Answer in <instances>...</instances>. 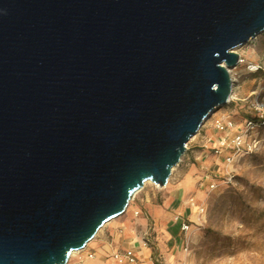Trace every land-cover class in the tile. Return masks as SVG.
I'll return each mask as SVG.
<instances>
[{
    "label": "water",
    "instance_id": "obj_1",
    "mask_svg": "<svg viewBox=\"0 0 264 264\" xmlns=\"http://www.w3.org/2000/svg\"><path fill=\"white\" fill-rule=\"evenodd\" d=\"M261 32L264 0H0V264H66L165 186Z\"/></svg>",
    "mask_w": 264,
    "mask_h": 264
},
{
    "label": "rangeland",
    "instance_id": "obj_2",
    "mask_svg": "<svg viewBox=\"0 0 264 264\" xmlns=\"http://www.w3.org/2000/svg\"><path fill=\"white\" fill-rule=\"evenodd\" d=\"M234 51L240 61L229 70L233 90L228 101L189 139L166 185L146 181L129 200L126 212L104 223L86 244L87 249L74 253L68 263L91 262L88 252L94 254V263L101 262L107 247L120 248L130 241L137 251L146 232L150 241L145 247L150 254L140 256L143 260L158 259L160 264H165V258L167 264H264V124L249 132L229 162L224 159L232 150L221 145L243 128L246 120L264 122V32ZM260 102L263 106L258 109ZM217 119L232 120L236 127L220 132L215 128ZM251 138L258 140L256 145ZM187 175L198 180V197L192 196V214L185 222L188 228L166 248L164 229H159L153 212L166 210L170 185ZM178 228L175 225L169 232L176 234Z\"/></svg>",
    "mask_w": 264,
    "mask_h": 264
},
{
    "label": "crops",
    "instance_id": "obj_3",
    "mask_svg": "<svg viewBox=\"0 0 264 264\" xmlns=\"http://www.w3.org/2000/svg\"><path fill=\"white\" fill-rule=\"evenodd\" d=\"M197 182L198 180L196 178H193L190 175H187V176H184L180 181H177L175 184L170 185L168 189L169 192H168V197H167L166 210H163V211L155 210L153 212V215L156 216V221L160 225L159 229H162V228L164 229V232H165L164 237L167 242L165 244L166 248H168V245L171 247L173 242L175 243L177 241V239L179 238L182 232L181 225L187 222L189 220L190 215L192 214V204H191L193 202L192 196L198 197L197 193H199V190L197 188ZM175 225H179V228L176 234H171L169 230L171 227ZM145 233L146 232H144L141 235V243L143 241ZM129 245H132L131 241ZM143 246H139L137 252L140 256L145 258L146 256L150 254V252L147 250L145 245ZM165 249H164V252H165ZM110 251L111 250H109L107 247V249L105 250L106 257H103L104 258L103 261L95 262V264H114L108 255ZM164 261H165L164 262L165 264L168 263V260L166 258Z\"/></svg>",
    "mask_w": 264,
    "mask_h": 264
},
{
    "label": "built area",
    "instance_id": "obj_4",
    "mask_svg": "<svg viewBox=\"0 0 264 264\" xmlns=\"http://www.w3.org/2000/svg\"><path fill=\"white\" fill-rule=\"evenodd\" d=\"M259 66H254L255 69H257ZM264 70V69H263ZM259 106L258 109H261L263 106V103L260 102L257 104ZM258 124H264L261 120H246L244 122L243 128H240L239 131L235 132L228 140L227 143L222 142L221 145H225V147H229L232 151H230V155L225 157V161L229 162L233 155H235L236 152L240 150V148L243 146L245 142V137L249 134L251 130L258 127ZM236 127L235 123L232 120L229 119H217L215 120V128L220 132H226L227 130L234 129ZM257 139L251 138V143L253 145L257 144ZM249 145V144H248ZM216 153H218L217 150H214ZM211 187H213V184H211ZM188 228V225L186 223H183L181 225V230H185ZM149 238L147 234H145L142 244L147 245L149 242ZM86 246L81 250H86ZM79 250V251H81ZM78 251V252H79ZM109 257L113 261L114 264H160L158 259H149V260H143L140 255L137 253L136 249L132 245H126L122 246L120 248L112 249L108 253ZM87 258L89 261L86 264H95L94 254L91 252H88ZM70 264V263H66Z\"/></svg>",
    "mask_w": 264,
    "mask_h": 264
},
{
    "label": "bare ground",
    "instance_id": "obj_5",
    "mask_svg": "<svg viewBox=\"0 0 264 264\" xmlns=\"http://www.w3.org/2000/svg\"><path fill=\"white\" fill-rule=\"evenodd\" d=\"M125 212H126V211H125ZM118 216H120V215H118ZM118 216L114 217L113 219L118 218ZM90 241H91V240H90ZM90 241H89V242H90ZM78 251H79V250H77V251H76V250H75V251H72V253L70 254V256H72L74 253H77Z\"/></svg>",
    "mask_w": 264,
    "mask_h": 264
}]
</instances>
